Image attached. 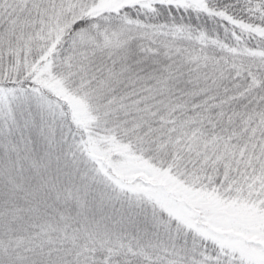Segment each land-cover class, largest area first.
Listing matches in <instances>:
<instances>
[{
    "label": "snow or ice",
    "instance_id": "1",
    "mask_svg": "<svg viewBox=\"0 0 264 264\" xmlns=\"http://www.w3.org/2000/svg\"><path fill=\"white\" fill-rule=\"evenodd\" d=\"M0 264H264V0H0Z\"/></svg>",
    "mask_w": 264,
    "mask_h": 264
}]
</instances>
